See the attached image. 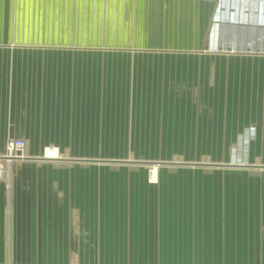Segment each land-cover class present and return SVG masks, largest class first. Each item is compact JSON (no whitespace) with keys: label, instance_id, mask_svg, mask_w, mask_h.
<instances>
[{"label":"crops","instance_id":"crops-1","mask_svg":"<svg viewBox=\"0 0 264 264\" xmlns=\"http://www.w3.org/2000/svg\"><path fill=\"white\" fill-rule=\"evenodd\" d=\"M246 22L251 0H0V153L25 146L0 264H264V53L211 51L260 42Z\"/></svg>","mask_w":264,"mask_h":264},{"label":"built area","instance_id":"built-area-1","mask_svg":"<svg viewBox=\"0 0 264 264\" xmlns=\"http://www.w3.org/2000/svg\"><path fill=\"white\" fill-rule=\"evenodd\" d=\"M216 12H219L218 6ZM262 24H264V21ZM211 51L214 53H226L227 51L235 52L236 50H227L223 47L214 46ZM257 53L262 54L264 51H257ZM24 156L25 146L23 142L15 138L7 139L4 152L0 153V180H5L9 175L13 162L17 159H24Z\"/></svg>","mask_w":264,"mask_h":264},{"label":"rangeland","instance_id":"rangeland-1","mask_svg":"<svg viewBox=\"0 0 264 264\" xmlns=\"http://www.w3.org/2000/svg\"><path fill=\"white\" fill-rule=\"evenodd\" d=\"M253 10H256L255 12ZM263 10H264V0H251V24L253 22H257V23H263ZM215 18L214 19H220V12H216L215 13ZM241 17V16H240ZM211 38H213V35H211ZM245 51V53H251V54H255L257 53V51L251 50H243ZM153 166H155L154 164L149 165V168H152Z\"/></svg>","mask_w":264,"mask_h":264},{"label":"water","instance_id":"water-1","mask_svg":"<svg viewBox=\"0 0 264 264\" xmlns=\"http://www.w3.org/2000/svg\"><path fill=\"white\" fill-rule=\"evenodd\" d=\"M241 24H247V25H251V22H246V23H241ZM253 28H254V30L256 31V32H262V31H264V24H262V23H255V22H253ZM219 47V46H218ZM221 47V46H220ZM223 48H225V49H227V50H232V49H234V50H236V51H241V49L243 50V49H246V50H248V51H251V50H254V51H264V36L262 35V40H260V42L258 41V37L256 36L255 38H253L252 40H251V45H249L248 47H245V48H240V47H233V48H231V46L230 45H227V46H225V47H223Z\"/></svg>","mask_w":264,"mask_h":264},{"label":"clouds","instance_id":"clouds-1","mask_svg":"<svg viewBox=\"0 0 264 264\" xmlns=\"http://www.w3.org/2000/svg\"><path fill=\"white\" fill-rule=\"evenodd\" d=\"M263 13H264V10H263ZM263 21H264V14H263Z\"/></svg>","mask_w":264,"mask_h":264},{"label":"bare ground","instance_id":"bare-ground-1","mask_svg":"<svg viewBox=\"0 0 264 264\" xmlns=\"http://www.w3.org/2000/svg\"><path fill=\"white\" fill-rule=\"evenodd\" d=\"M255 23H256V21H255ZM259 24V23H258ZM53 153V152H52Z\"/></svg>","mask_w":264,"mask_h":264}]
</instances>
